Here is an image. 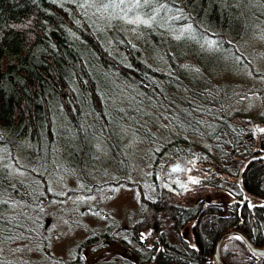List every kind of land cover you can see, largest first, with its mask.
<instances>
[{
  "label": "trees",
  "instance_id": "trees-1",
  "mask_svg": "<svg viewBox=\"0 0 264 264\" xmlns=\"http://www.w3.org/2000/svg\"><path fill=\"white\" fill-rule=\"evenodd\" d=\"M259 22L264 0H0V264L18 246L54 258L42 203L118 185L139 197L128 234L92 211L101 230L58 261L212 264L228 230L264 247V118L226 113L216 83L255 74L241 47ZM64 176L77 183L59 196ZM220 254L264 264L236 237Z\"/></svg>",
  "mask_w": 264,
  "mask_h": 264
},
{
  "label": "rangeland",
  "instance_id": "rangeland-1",
  "mask_svg": "<svg viewBox=\"0 0 264 264\" xmlns=\"http://www.w3.org/2000/svg\"><path fill=\"white\" fill-rule=\"evenodd\" d=\"M251 32L246 37L245 45H242L241 51L244 57L252 62L251 66L255 74L249 72L246 66L242 67L244 70L240 75L230 78L223 76L221 79L218 78L216 83L219 86L229 83L227 85L229 87V98L226 113L236 115L239 114L238 112H246L248 118L250 117L249 120H246L247 124L253 121V123L259 124L257 122L258 115L261 114L264 118V22H259V25L257 24ZM233 118L238 127H240V124L243 125V122L239 123L241 120L237 116ZM258 129H264V123H260ZM193 140L198 145H207L201 138H193ZM64 177L65 181L60 178L53 181L49 186V190L59 196H64L72 185L75 187L77 182L73 183V177ZM204 196L206 199L214 201L219 199L227 202L230 199L225 192H217L216 190L205 192ZM42 204L44 205L43 215L51 220V223L50 220L47 221L50 224L48 227L49 233L51 232L52 235H49L48 249L54 258L47 254L43 256L33 247L27 249L18 246L10 254L12 260L18 264H63L58 261V258L68 259L69 255L71 260L75 245L87 238L92 232L102 228L97 218L89 214L92 211H102L105 215H111V217L117 219L119 226H122L123 235L124 232L128 234L129 226L140 217L141 212L137 191L121 185L95 188L92 192L89 190L78 199L53 200ZM122 233L119 230L114 232V238H120ZM105 245L106 247H103ZM103 246H96L99 248V251L93 252L96 260L101 259L104 261L106 258L113 256L114 251L119 250L116 243L108 242L104 243Z\"/></svg>",
  "mask_w": 264,
  "mask_h": 264
},
{
  "label": "water",
  "instance_id": "water-1",
  "mask_svg": "<svg viewBox=\"0 0 264 264\" xmlns=\"http://www.w3.org/2000/svg\"><path fill=\"white\" fill-rule=\"evenodd\" d=\"M232 237H239V239L243 242V244L246 246V248L248 249V251L253 254L256 255L258 257H262L264 256V247L259 248L254 246L248 239L246 236H244L242 233H240L237 230H228L226 232H224L223 234H221L214 245V250H213V255H212V264H226V262L223 260V258L221 257L220 254V249L223 246V244Z\"/></svg>",
  "mask_w": 264,
  "mask_h": 264
},
{
  "label": "snow or ice",
  "instance_id": "snow-or-ice-1",
  "mask_svg": "<svg viewBox=\"0 0 264 264\" xmlns=\"http://www.w3.org/2000/svg\"><path fill=\"white\" fill-rule=\"evenodd\" d=\"M120 3H123V0H120ZM140 4V0H136V6H139ZM129 23H144L147 24L148 21L147 20H141L139 17H137L135 20L133 21H129ZM260 131H264V129H261ZM192 183H197L196 180H192ZM237 239H239V237H237Z\"/></svg>",
  "mask_w": 264,
  "mask_h": 264
}]
</instances>
